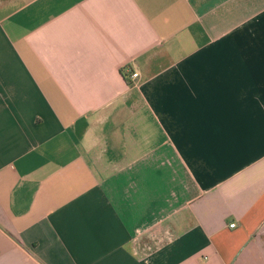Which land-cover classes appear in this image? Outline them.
<instances>
[{
	"label": "crops",
	"instance_id": "1",
	"mask_svg": "<svg viewBox=\"0 0 264 264\" xmlns=\"http://www.w3.org/2000/svg\"><path fill=\"white\" fill-rule=\"evenodd\" d=\"M0 264H264V0H0Z\"/></svg>",
	"mask_w": 264,
	"mask_h": 264
},
{
	"label": "built area",
	"instance_id": "2",
	"mask_svg": "<svg viewBox=\"0 0 264 264\" xmlns=\"http://www.w3.org/2000/svg\"><path fill=\"white\" fill-rule=\"evenodd\" d=\"M138 77V74L137 73H134L133 75H132V78L134 79V78H137ZM235 224H233V225H231V228H235Z\"/></svg>",
	"mask_w": 264,
	"mask_h": 264
},
{
	"label": "trees",
	"instance_id": "3",
	"mask_svg": "<svg viewBox=\"0 0 264 264\" xmlns=\"http://www.w3.org/2000/svg\"><path fill=\"white\" fill-rule=\"evenodd\" d=\"M124 76H125V78L127 79V81H129L126 73L124 74Z\"/></svg>",
	"mask_w": 264,
	"mask_h": 264
}]
</instances>
